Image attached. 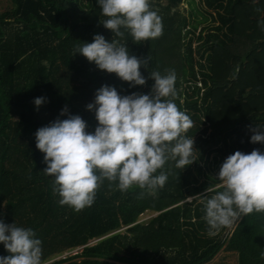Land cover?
<instances>
[{"label":"trees","instance_id":"16d2710c","mask_svg":"<svg viewBox=\"0 0 264 264\" xmlns=\"http://www.w3.org/2000/svg\"><path fill=\"white\" fill-rule=\"evenodd\" d=\"M10 1L0 12V220L33 229L42 241V262L82 246L49 264H205L220 250L235 252L238 264H264V213L209 236L201 203L222 191L215 175L228 155L264 152V144L250 142L251 129L264 125V0H201L202 12L195 0H186V15L178 9L183 0H149L163 35L142 43L104 28L97 0ZM207 16L215 24L194 38ZM95 34L125 43L130 55L150 57L140 68L146 83L130 87L83 55H72ZM167 70L176 73L174 102L193 122L185 135L194 140L196 160L180 170L168 160L157 172H166L167 182L155 195L138 187L122 193L104 180L91 207L75 212L61 206L53 178L43 173L36 130L71 114L94 132L95 110L86 105L97 89L149 94V74ZM39 97L44 100L37 106ZM144 212L156 214L138 221ZM7 255L0 242V257Z\"/></svg>","mask_w":264,"mask_h":264},{"label":"clouds","instance_id":"9594fccd","mask_svg":"<svg viewBox=\"0 0 264 264\" xmlns=\"http://www.w3.org/2000/svg\"><path fill=\"white\" fill-rule=\"evenodd\" d=\"M97 4L106 17L103 27L115 37L127 33L133 42L142 43L163 35L162 19L149 0H97ZM75 53L98 69L115 73L130 87L146 83L140 68H147L151 58L130 55L126 44L117 39L108 42L95 34L91 43L77 46ZM149 76L154 80L149 94L121 95L109 85L96 90L94 101L86 105L95 110L94 132H87L86 122L71 114L36 130V148L47 165L43 173L53 178L52 191L60 197L61 206L75 212L91 207L104 180L110 189L122 193L138 187L155 195L167 182L168 174L157 172L168 160L179 170L196 160L194 140L185 135L193 122L174 102L175 71L163 75L153 71ZM43 100L35 98L34 103L39 106ZM66 112V107L61 110L62 115ZM261 129L264 125L251 129V143L264 144ZM215 176L222 191L201 201L209 236L241 217L264 213V152L237 150L224 159ZM0 242L9 253L0 257V264H42V241L33 229L0 220Z\"/></svg>","mask_w":264,"mask_h":264},{"label":"rangeland","instance_id":"374dc122","mask_svg":"<svg viewBox=\"0 0 264 264\" xmlns=\"http://www.w3.org/2000/svg\"><path fill=\"white\" fill-rule=\"evenodd\" d=\"M152 2H156L159 1L160 4H166L167 0H151ZM254 2H256V0H254ZM195 5L197 7V10L199 11H205V8L201 6V0H195ZM11 1L10 0H0V12H3L4 10H8L11 7ZM187 2L186 0H183L182 2L179 3L178 5V9L181 12V14H185L187 12ZM210 14H214L213 11H209ZM205 13V12H204ZM209 15V14H208ZM199 17H201L199 15ZM208 20L205 21L204 23H202L201 25L198 26L195 34H194V38L197 36L198 31L200 28L203 29V31L205 32L209 25H213L215 24L214 21H211V18L209 16ZM203 32V34H204ZM197 42L193 41V46H196ZM182 92V88L179 90ZM181 100H183V97L181 96ZM156 213L153 214H149L148 212H144L142 214L139 215V220L138 221H146L148 218H150L151 216H154ZM126 227H121L119 230L125 229ZM97 239H92L90 240L89 244H92L96 241ZM82 249V246H77L74 248H68L66 247L65 249H63L61 252H54L53 254H51L44 262H42V264H49L52 263L56 260L62 259L64 257L70 256L72 254H75L77 252H80ZM205 264H238V260H237V254L235 252L232 251H227V250H220L209 262L205 263Z\"/></svg>","mask_w":264,"mask_h":264}]
</instances>
